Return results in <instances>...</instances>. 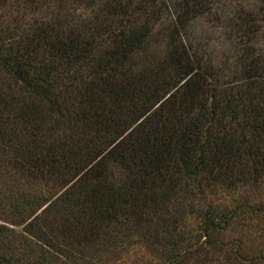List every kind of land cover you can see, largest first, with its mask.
Masks as SVG:
<instances>
[{"label":"trees","instance_id":"obj_1","mask_svg":"<svg viewBox=\"0 0 264 264\" xmlns=\"http://www.w3.org/2000/svg\"><path fill=\"white\" fill-rule=\"evenodd\" d=\"M262 36L264 0H0V264H264Z\"/></svg>","mask_w":264,"mask_h":264},{"label":"rangeland","instance_id":"obj_2","mask_svg":"<svg viewBox=\"0 0 264 264\" xmlns=\"http://www.w3.org/2000/svg\"><path fill=\"white\" fill-rule=\"evenodd\" d=\"M211 23V21L205 20V18H199L195 26L196 28H200L202 26H208ZM224 20L222 19V22L219 25H224ZM213 34L212 36L214 37L215 41L219 40V43H223L227 45V48L231 49L232 45H235V42H231V38L228 40H224L222 37H218L217 34L218 32L211 33ZM260 43L264 46V36L259 40ZM4 186L3 184L0 183V208L2 205V199L5 197V192H3ZM259 191H261L264 194V182L262 183L261 189L259 188ZM0 253H3L2 250L0 249ZM120 259H116V261L111 260L105 262V264H155L158 260L155 255L150 254L149 251L145 250L143 247L136 246L132 248L127 254H125V257L123 260L119 261ZM59 264V263H58ZM61 264V263H60ZM64 264V263H62ZM67 264V263H65ZM73 264V263H71Z\"/></svg>","mask_w":264,"mask_h":264}]
</instances>
